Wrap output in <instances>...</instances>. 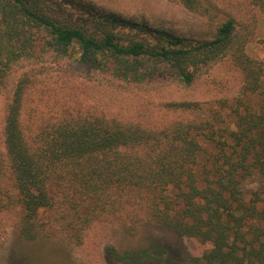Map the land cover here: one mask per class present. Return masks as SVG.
I'll return each instance as SVG.
<instances>
[{
  "label": "trees",
  "instance_id": "1",
  "mask_svg": "<svg viewBox=\"0 0 264 264\" xmlns=\"http://www.w3.org/2000/svg\"><path fill=\"white\" fill-rule=\"evenodd\" d=\"M178 1L210 30L185 34L94 0H0V226L16 210L21 238L81 245L109 219L136 228L143 213L148 227L202 243L189 264H264V66L243 30L264 0ZM50 57L127 88H189L225 60L244 80L231 101L171 100L162 117L69 100L35 121L33 78ZM140 252L105 247L114 263L172 262L169 249Z\"/></svg>",
  "mask_w": 264,
  "mask_h": 264
},
{
  "label": "rangeland",
  "instance_id": "2",
  "mask_svg": "<svg viewBox=\"0 0 264 264\" xmlns=\"http://www.w3.org/2000/svg\"><path fill=\"white\" fill-rule=\"evenodd\" d=\"M94 1L128 17L147 19L156 25L162 24L185 34L199 36L210 30L207 17L187 9L178 0ZM247 14L251 17H246L244 21L246 30H243L248 37L246 53L264 66V11L255 7ZM33 80L31 104L36 111L34 120L39 121L51 109L60 112L69 100L84 108H103L122 115H137L138 112L145 111V114L156 116L157 113L158 117H162L163 105L171 100L216 101L229 98L231 101L242 88L244 78L231 61L225 60L205 71L196 84L189 88L176 84L127 88L116 80L89 74L66 59L50 57L39 66ZM47 89L51 90V97L45 94ZM4 118L5 101L1 97L0 133ZM24 118L32 120V114L27 112ZM16 215V210L2 214L4 223L0 226V264H135L131 261H110L105 253L108 244L116 245L133 259L141 257L140 250L145 247L160 252L169 249L172 254L171 263L160 260L152 264H189L187 252L201 255L204 251L202 243L196 239L186 238L181 241L171 233L148 227L143 220V213L136 228L126 225L122 219H109L105 226L93 231L81 245L69 243L62 235H51L33 241L23 239L13 225Z\"/></svg>",
  "mask_w": 264,
  "mask_h": 264
}]
</instances>
